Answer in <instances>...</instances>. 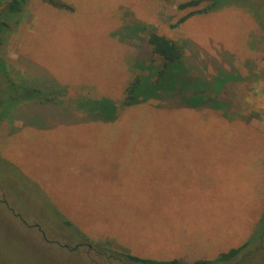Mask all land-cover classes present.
<instances>
[{"label":"rangeland","instance_id":"rangeland-1","mask_svg":"<svg viewBox=\"0 0 264 264\" xmlns=\"http://www.w3.org/2000/svg\"><path fill=\"white\" fill-rule=\"evenodd\" d=\"M9 1L0 264H264V0H217L177 27L189 0H24L19 14L2 9ZM147 27L182 44L198 76L232 73L225 110L152 100L111 123L80 112L82 100L120 106L135 74H149L133 68Z\"/></svg>","mask_w":264,"mask_h":264},{"label":"trees","instance_id":"trees-1","mask_svg":"<svg viewBox=\"0 0 264 264\" xmlns=\"http://www.w3.org/2000/svg\"><path fill=\"white\" fill-rule=\"evenodd\" d=\"M48 2L53 4V6L55 5V7L71 9L63 3L53 0H49ZM203 3H208V5L202 9H198ZM24 4V0H10L2 5V9L6 12L19 14L23 11ZM178 8L182 11L190 10V12L182 17L174 27L186 22L195 15L216 11L218 6L217 0H189L181 3ZM6 29L7 26L0 21V38ZM144 31L147 36L148 52L146 53V57L142 59V63L135 64L133 68L135 72L138 67L140 68L138 71L148 70L149 74L146 75L141 72L135 74L134 80H131L127 88L124 89V97L118 98V104L120 103V106L106 98L101 99L102 101L92 103L85 102L86 100L80 102L79 100L78 109H82L80 112L92 115L96 120L111 123L118 121L121 118V113L125 109H129L135 104L152 100H182L183 106L181 107L191 108L192 110L204 108L225 110L226 105L221 102L220 95L223 93V86L226 83L231 80L233 83L236 82V80L234 81L235 78L232 76V73L228 71L220 72L219 76L215 77L213 82L204 79L198 76V74L193 73L190 67H187L184 46L182 44L161 34L155 27H147ZM149 54L151 56L150 59L147 57ZM148 62L149 64H147ZM33 92L40 95L42 93L37 89L33 90ZM30 97L34 98L33 95H30ZM74 111H76V108L73 109L71 107L70 114H74ZM257 117V114H249L245 119L251 122ZM246 245L223 254L219 262H228L236 258L246 248ZM129 260L133 264H184L179 260L155 261L135 256H129ZM192 264L217 263L198 261Z\"/></svg>","mask_w":264,"mask_h":264},{"label":"crops","instance_id":"crops-1","mask_svg":"<svg viewBox=\"0 0 264 264\" xmlns=\"http://www.w3.org/2000/svg\"><path fill=\"white\" fill-rule=\"evenodd\" d=\"M169 226V224H166V228Z\"/></svg>","mask_w":264,"mask_h":264}]
</instances>
